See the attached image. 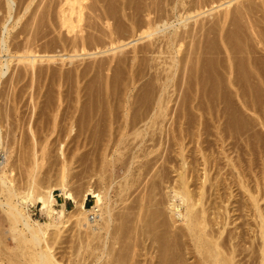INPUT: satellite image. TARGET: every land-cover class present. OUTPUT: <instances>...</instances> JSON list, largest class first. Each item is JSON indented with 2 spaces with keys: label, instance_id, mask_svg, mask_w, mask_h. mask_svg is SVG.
<instances>
[{
  "label": "bare ground",
  "instance_id": "obj_1",
  "mask_svg": "<svg viewBox=\"0 0 264 264\" xmlns=\"http://www.w3.org/2000/svg\"><path fill=\"white\" fill-rule=\"evenodd\" d=\"M5 1L7 2V12L6 13H8V16H7V19L5 21L2 20L4 22V25H3L4 29H3V32L2 31L0 32L1 33V36H0V80L3 77L6 78L5 75L8 73L12 64L15 61L17 62L15 64L22 63L25 66V69L27 68V72H32V75H31V77H32L34 75V73L37 74V71H38L37 66L41 67L40 64L39 65H37V64L42 62V61L46 60L47 65H48L50 62L57 61L60 57H61L60 58L61 60H59V61L61 63L62 60L65 61V60L70 59L71 61H73L72 59H74V57L76 58L77 56H78V58H80L81 56L83 57V55L84 56L86 55V57H87L89 55L90 56L94 55V54L96 55L98 53H104V55H105V53L111 52V51L112 52H116L118 50L122 51L127 46H129L131 44L134 46L138 43V41H142V40H145V41L148 40V42H146L147 43L146 47H143L144 51L152 53V51H154V48H156V47L161 48V50L159 52L168 53L170 60L169 61L167 60L168 59V55H167V59L165 58L166 62H163V64L165 63L164 64L166 66L165 68L160 63V65L164 68L166 75L156 77L157 79L162 81L161 89H159L161 92H160V95L158 97V100L153 98L154 100L157 101L156 104H149V103L148 104H140L139 103L138 107L137 106L134 107L133 104L135 102L131 104V102H133V101H131L130 104L129 103L127 104V102L130 101V99L129 100L127 99L128 101L127 102L125 101L126 102L125 103L123 101V98H122L123 104H120L121 107H120V105H118L119 103L114 104V105L117 104L118 108L120 107L121 110L119 112L114 113V111H117L116 110L117 105H116L115 109H113V107H111V108L109 107L111 109L109 112L111 115L109 114V117L107 116L109 119H111L110 120L111 122H110L107 118V120L110 122L109 125L107 123L108 121L105 122L106 116L104 117V115H103L104 111L102 112L100 109L102 107L103 103L101 104V102H100L101 105L97 104L98 107L91 108L94 105L93 104L89 108L91 110L89 112L90 116H87L88 121L86 120V123L88 124V127H86L87 129H83L81 131L80 130L81 127H80L79 128L80 132L78 131L79 134H77L75 132L77 134V136L80 139L83 138V140H85V142L88 139L92 140V138L93 139L95 138V140H97L96 137H98V138L100 137L102 145H100L99 143H97V144L100 145L98 147L99 149L102 146L101 150L103 149V146H104V144L102 143L103 138L105 139V137H107V139H108V140L106 139L107 144L105 143L106 145L103 149V152L99 151L97 149V147L95 146L97 151H99L103 154V156L100 155V157L101 156L103 157V160L101 159L102 165L100 164L99 167H97L100 169L98 171H96L97 169L94 168L96 171L94 175H96L98 177V182L96 180L95 181L98 183L99 189L93 186V184H92L93 182L91 183L92 185H89V187H87L86 185H88V184H86V185H84V186H86V189H85L83 195L81 197H78L74 193V191L71 189V179H70L69 166L68 165H65L64 170L61 173H59L58 177L55 176V178L56 177L58 178L57 181H56V179H53L52 174H51L52 177H51V175H50V177L47 175L48 176L47 179L50 178L48 181L44 180V179L43 180L40 179L38 177V175H39L38 171L41 167V162L43 161L42 159H44L41 157L44 156L45 147H43V150L41 152L42 156L39 154V151H37L36 148L33 147V149H32L33 153L31 152L32 155L30 154L32 156L31 165L30 166L28 164L26 165L27 166L26 167L27 168L26 173L28 175L26 176V180L23 181V184H21V183H19L20 181L17 182V179L14 175V169L12 168V164L10 163V156H8L9 153L7 151L8 154H6L5 161L0 162V194H2V196L4 197V201H2V202L0 201V202L3 206V208L6 207L5 208L6 215H7L8 220L10 221V227H9V230H10L9 232L11 233L10 236L12 235L13 239L16 241L17 247H16V249L13 248V250H10L12 253L9 251L10 252L9 255L7 254L8 252L7 253H5V251L3 252L4 247L1 248L2 250L0 251V256H2L5 253L7 255V258L9 259L8 262H10V261H12V263H14V262L18 263L19 262V264H64L65 262H63V261L60 262L57 259V257H56L57 252L54 250V248H56V246H54V244L57 243L60 238H62L63 233L65 232V227L67 226V224L69 222L74 221L75 226H76L77 231H78V234L80 235L79 236L80 242H78L79 243L78 256L79 255L81 256V257L79 256L81 264H85L89 258L92 261V262L90 261L91 262L90 264H189V261H188L189 258L187 259V257H186L188 255V251H189V249H187V248H190L192 246H193V248H190V249H193L194 253H196V255L194 254L193 257H195V260H197V264H241L243 259H240L239 256L242 255L245 251H248V253L246 255L249 257L248 260H245V262H246L245 264H264V208L261 207V205H260V199L258 198L259 194L257 193L259 191L261 185H259V187L258 186L254 187V184H253V182H254L253 179L255 178V177H253L254 176L253 175L254 174V160L258 157L254 158L256 153L254 154L253 152H251L252 153L251 154V153H249L250 152V150H249L248 153L251 154L252 156H250V159L245 164L246 167H244V165L241 166L242 161L240 160L238 155L236 156L237 158L232 157L233 155L229 156V154H228L229 152L227 153L225 151L226 150L225 149V143L227 141H226V138L224 137V135H226L227 133L223 134V132L225 131V129L228 130L227 128H229L231 125L230 121H233V120H230V121L224 120L221 122L220 117H219V121H217L218 120V117H217L216 118L217 124H213V127L215 126L214 129L216 130L215 132H216V136H217V138H215V140L217 139L218 144L221 143V146L223 149V152H222L223 156L221 157V159L218 158L219 156L217 157V156L213 155L210 158V155H208V156L206 155V153L204 152L205 148L207 150H209L208 149L209 147L207 148L205 146V148H204L203 143H202L204 141H202V142L200 141V143H199L200 149H199V147L197 149V150H199L200 158L194 159L193 155H191L190 153L188 154V151H189L188 148H190V147H188L189 142L188 143L186 142V141H190V140H188L189 138L186 139L188 136L187 137H185V135L181 136L180 133H179V135L174 134V132L176 133L177 130H176V127H174V128L172 127L173 124L171 125L172 128L169 127V131H168L171 134V136L169 137V141L171 144L168 145V147L171 149H172V147H174V149H172L171 151H174L175 153H173V154H175L176 156L173 157L174 156L173 155L171 157L170 156L171 154L169 155L170 151H168L169 148H168V150L166 149L168 153H166V155H165L164 162L163 163L161 162L162 165H160V163H159V160L161 157L155 156L156 151L158 149L157 147H159L158 145H161V138L163 136V134H161V133L164 131V128H165L164 120L168 119L167 116L170 115L169 112L171 111V110H168L169 109L168 104H169V101H171V99L168 98L170 100L167 101V97H164L163 95L172 86V82H173V84L175 83L174 84L175 86H178L176 84V82H174V81H175L176 77L178 78V75H180V73L183 76L182 84L184 83V86L186 87V89H187V87L188 88L190 87L194 91V97H193V99H191L192 100L191 103L194 102V104L190 103V105H191V108L195 111V113H194V115H192L193 119L189 118L188 121L191 119L190 122H192V126L196 128V132H194V133L196 134L198 141L203 139L204 128H203V130L201 129V124L203 123V120L206 121L205 120L206 118L205 119H203V118L207 114V112H205L204 108H206L205 106H209L208 104L207 105L205 104V103H207L206 92L208 90H213V91H217V92L227 90L230 93V95H232L234 97H237V96L240 97L241 96L240 92L242 89H247V88L250 89L253 87H260L261 89L264 88V79H261V76H262L261 74L263 72L260 74L261 69H259L255 63L257 61L256 59H260V58L264 59V57H263L264 53L261 56H260V54L257 53L260 51V50H258L259 46L257 48L255 47L254 50H250L251 46L247 49V47L249 45L247 47L243 46L244 44H246L243 41L244 44L241 43V45H242V47H245L246 49L244 48L245 54L242 55L244 50L242 49V53H239V51L241 49L239 50V48H238V47H240V45L238 46V39H236V41H237L236 43L234 42L235 41L234 37L238 33V29L236 28L237 33L234 35L232 34L233 33L232 30L230 31V34H232V37L230 36L229 30H228L231 27V26L229 27L228 22L230 21L229 24L230 23L232 24V20H234L233 18L237 12H239L240 16H244L245 14L246 15L248 14L247 15L249 17L248 20L250 19L251 16H249V12L250 11L253 12L251 9V6L253 5L252 4L253 1L248 0L246 2H243L240 0H163L164 5L162 6V3H161V6H160L161 1L158 2L155 0H144L142 2H144L145 5L142 7V6H138L139 5L138 4V5H136V6H138L137 8H139V7H141V8L135 9L136 6L134 7L133 5H135V3L138 0H49V2L51 4L52 3L53 4L55 3V4L49 5L48 8L46 7L45 12L44 11H41V12H44L46 14V16L44 15V17H48V20H49L48 25H50V21H51V23H53L52 25L54 26L55 31H57V33H58V35H57L58 40L56 42H58L59 45L61 44L60 47L63 48L61 50H58V49L54 50L56 52L54 54L47 53V52H50V50L49 51L44 50L45 54H41V51H39L37 48L38 44L36 45L37 41L35 39H36L37 35H35V36L31 35L30 36L29 32H28V35H26V33H27L26 31H28L29 28L32 29L34 27L33 26L34 24L32 25V28H31V26L29 27V24L31 25V23H33L34 20H36L37 16H38V18L41 17V15H38V12L40 10L38 12H36V10H35V12H36V13L34 12L35 15L32 13H29V14L34 15L33 16L34 18L32 17L34 19L33 22H31L29 24L21 23L23 21V18L30 16V15L29 16H26V15H28L27 13L32 8V5L34 4V2L36 0H28V3L26 2L27 4H25L24 8L22 9V10H24V12L21 14L18 13L20 15H18V17L16 16L17 17L16 20L12 19L15 22L12 25L10 24L11 26L7 25V24H9L7 22L10 21L11 18H13L12 13H14V11H16L13 9V6H14L15 1H17V0H5ZM235 1H237V2L240 1V3H239L238 7H237L238 3H237V5L235 3L237 8L234 10L232 8V4ZM142 2H140V3H142ZM22 3H23V1H22ZM144 3H142V4H144ZM2 4H4V3H2ZM41 5L43 7L42 2H41ZM41 5H39V8ZM21 6H17V7H21ZM44 6H45V4H44ZM0 7H2V5ZM3 7H5V6H3ZM17 7H16V9H17ZM1 9H3V8H1ZM19 9H21V8H19ZM218 10H222V11H219L220 14H218L219 13V12H217ZM0 11L2 12L3 10H0ZM213 11L217 12V14L214 13V14H216V17L211 21L204 19L207 21L206 23H204L202 17L206 16L207 14L208 15L213 14ZM256 12H255V14H256ZM40 14H42V13H40ZM208 15H207V17H209ZM120 16L122 18H124L125 20H127L129 22V24H126L127 21L125 22L124 20L121 23H117V20L120 18ZM3 17H6V16H3ZM42 17H43V14H42ZM200 18H202V19L199 21ZM212 18H213V16H212ZM256 18H257V16H256ZM40 19H42V18H40ZM209 19H211V17ZM260 19H261V17H260ZM97 20L101 21V23L103 22L102 24L105 25L104 26L105 29H103V30L101 28L99 29V27H101L103 25L100 22H99L100 24L97 23L96 22ZM190 20L193 21V22L191 21L193 23L192 25L190 24L191 23ZM252 20L249 23H251ZM40 21H42V20H40ZM46 21H47V19H46ZM87 21L90 22L89 27L93 28L92 30L101 31L100 33L102 35L101 34H95L94 32H91V31L88 32L87 31L88 29H86L88 27L87 26L88 23H86ZM208 21L210 23L209 25H208ZM26 22H28V21H26ZM26 22H24V23H26ZM236 22H239V21H236ZM254 22H256V21H253L252 23H254ZM261 22H263V21H261ZM20 23H21V25L22 24L23 25L21 26ZM36 23L37 22H35V24ZM233 24L235 25V23H233ZM251 24H249L250 30H251L250 32H252L253 36L258 37L259 35L255 34V32L257 33V31H256L257 29L254 28L257 26V24L254 23L256 26L254 24H252V25H254V26H252ZM226 25H228V26L226 27ZM236 25H238V24L236 23ZM246 25H245V27H246ZM19 26L23 27L22 30H20V28H17ZM26 26H28V28ZM51 27L52 26L50 25V28ZM16 28L18 29V33H17L18 36H20L19 34L23 35V32H25V35H26L25 43H21L19 41H13L12 35H16V34L15 33L13 34L12 32H13V30H16ZM36 28H38V27H36ZM48 28H49V26H48ZM238 28H239V25H238ZM244 28L242 29V33L244 32L243 31ZM51 29H53V28H51ZM45 30H46V27H45ZM261 30H263V28ZM38 31L40 33V30H38ZM38 31H36V32H38ZM41 31H42V29H41ZM46 33H47V35L49 34L48 32H46ZM245 34H246V32H245ZM10 35L12 36V39L10 38L11 37ZM47 35L45 34L44 36L46 37ZM238 35H239V33H238ZM243 35H241V37ZM250 35H251V33H250ZM16 36H14V40H17V39L19 40V38L22 37V36H20L19 38L18 37L16 38ZM40 36H42V35H40ZM44 36L42 37V39L44 38ZM52 36L53 35H51V37ZM257 37H252V38L258 39V42H256L257 40H255V39H253V40H255V43L257 45H260V46L262 45L260 47V49H262V51L264 52V39H263V37H258V38ZM232 38L234 41L232 40ZM252 38H249V41L252 40ZM10 39H11V41H10ZM37 40H38V38H37ZM49 40H50V38H49ZM54 40H55V38H54ZM249 41H247V44L249 43ZM144 42L142 41V43H144ZM46 44L48 46V42ZM252 46H254V44ZM242 47H240V48H242ZM39 48H40V50H42L41 47H39ZM136 48H137V46H136ZM136 48L134 47V49H136ZM138 48H141V47H138ZM91 49H95V50H93V52H92ZM127 49H128V47H127ZM251 49H253V48H251ZM89 50H90V52H88ZM139 50L140 49H138L137 52L135 51V53L138 54ZM141 51H142V48H141ZM156 51H158V50H156ZM57 52H61V54H59V53L57 54ZM62 52H64V53H62ZM122 52H125V51H122ZM238 53L241 56H239ZM107 55H110V54H107ZM162 55H164V54H162ZM99 56H101V55H99ZM159 57H161V56H159ZM159 57H158V59H159ZM111 59H113V58H111ZM120 59L121 58L119 57L117 62L118 61L122 62V60H120ZM154 59H156V58L154 57ZM213 59L216 60V63L214 62ZM81 60H82V58H81ZM107 60H106V63L105 64L103 63L104 65L102 64V65H100V67L101 66H108V65H109L108 67H110V64L114 60H110V61H107ZM260 61H262V60L260 59ZM97 62H96V65H97ZM140 62H142V61H140ZM43 63H45V62H43ZM43 63H41V64H43ZM122 63H124V62H122ZM138 63H139V60H138ZM94 64L95 63H92L93 66H95ZM151 64H152V62H151ZM119 65H120V63H119ZM127 65H129L128 60H127ZM135 65H136V63H135ZM135 65H133V66H135ZM59 66H60V64H59ZM88 66H90V65H88ZM148 66H146V67H148ZM49 67H47V68H49ZM76 67H77V65H76ZM150 67H152V66H150ZM20 68L22 69V67H20ZM44 68H43V70H44ZM89 68H87V69H89ZM101 68H99V69H101ZM131 68H132V66H131ZM143 68H144V66H143ZM155 68H151V69H155ZM74 69H76V68H74ZM97 69L98 68H96L95 70H97ZM23 70H24V68H23ZM76 70H75V72H76ZM137 70H139V69L137 68ZM147 70H149V69H147ZM45 71H46V68H45ZM53 71L57 72V70H54V69H53ZM90 71L92 72V69H90ZM164 71H162V72H164ZM16 72H18V71H16ZM19 72H21V71H19ZM24 72H26V70H24ZM42 72H44V71H42ZM69 72H70V70H69ZM77 72H80V71H77ZM21 73H23V71ZM64 73L66 74V72H64ZM76 73H74V74H76ZM86 73H87V71H86ZM98 73H101V72H98ZM125 73L126 72H124V74ZM145 73H146V71H145ZM25 74H24V76H25ZM72 74H70V75H72ZM93 74L90 73V76L92 75V77H93ZM147 74H149V73H147ZM8 75H11V74H8ZM17 75L19 76V74H17ZM41 75H43V73H41ZM48 75H49V73H48ZM62 75H63V73H62ZM86 75L84 76L85 78H86ZM128 75L129 74H127V77H128ZM158 75H160V74H158ZM59 76H61V75H59ZM184 76H186V77L184 78ZM21 77L19 79H21ZM43 77H44V75H43ZM95 77H96V79H98L97 76H95ZM26 78H27V76H26ZM26 78H25V80H26ZM52 78H53V76H52ZM54 78H55V76H54ZM71 78H73V77H71ZM94 78H93V82L95 81ZM129 78H130V76H129ZM153 78H155V76ZM16 79L18 80V78H16ZM39 79H40V77H39ZM115 79H117V78H115ZM118 79H120V78H118ZM123 79H125V77H123ZM35 80L36 79H34V81ZM108 80H109V78H108ZM135 80L133 79L132 83H134ZM181 80H182V78L180 79V81ZM18 81L21 82L20 80H18ZM26 81L30 82L28 80H26ZM101 81H99V82H101ZM155 81H157V80H155ZM6 82H8V80ZM22 82H24V80ZM37 82L38 81H36V83ZM54 82H56V81H54ZM60 82H62V81H60ZM4 83H5V81H4ZM13 83L15 84V82H13ZM16 83H17V81H16ZM30 83H32V82H30ZM69 83H71V82L69 81ZM129 83H130V81H129ZM178 83L180 84L181 82H178ZM56 84L58 85V83H56ZM56 84H55V86H56ZM67 84H66V86L69 85V84L68 85ZM101 84H102V82H101ZM142 84H145V83H142ZM152 84H151V86H152ZM157 84H159V83H157ZM99 85H100V83H99ZM125 85H126V83H125ZM129 85L130 84H128V86ZM84 86H80V87H84ZM95 86H96V84H95ZM147 86H145V87H147ZM47 87H48V85H47ZM52 87H51V89H52ZM64 87H65V85H64ZM69 87H72V86L70 85ZM118 87H117V90L119 89ZM125 87L126 86H124V88ZM18 88L20 89V87H18ZM22 88H24V86ZM95 88L96 87H94V89ZM101 88H103V87H101ZM129 88L130 87H126L125 90L126 89L128 90ZM153 88H155V86ZM179 88H183V87L181 86ZM73 89H75V88H73ZM113 89H112V91H113ZM136 89H138V88H136ZM97 90L98 89H96V91ZM107 90H109V89H107ZM144 90L146 92V88ZM152 90H154V89H152ZM181 90L183 91V89H181ZM29 91H31V90H29ZM44 91H45V89H44ZM62 91H61V94H62ZM243 91H242V93H243ZM51 92H53V91H51ZM77 92H78V88H77ZM91 92H92V90H91ZM125 92H126L125 95L131 94V93H128L127 91H125ZM140 92H141V90H140ZM153 92H155V91H153ZM190 92H191V90H190ZM14 93H16V92H14ZM106 93H108V92H106ZM110 93H113V92L110 91ZM134 93H136V92H134ZM166 93H168V92H166ZM179 93H180V91H179ZM54 94H56L55 91H54ZM157 94H159V93L157 92ZM184 94L185 93H183V97H185ZM220 94L222 95V93H220ZM256 94H255V96H256ZM26 95L27 94H25V96ZM57 95H59V94H57ZM74 95H76V94H74ZM77 95H78V93H77ZM98 95H99V93H98ZM103 95H104V92H103ZM22 96L23 95H21V97ZM232 96L230 97L231 99L233 98ZM39 97L40 96H38V98ZM92 97H93V95H92ZM119 97H121V96H119ZM132 97H134V96H132ZM150 97H152V96H150ZM219 97H221V96H219ZM219 97L217 98V100L219 99ZM251 97H253V96H251ZM41 98L43 99V97H41ZM69 98H70V96H69ZM73 98H75V97L73 96ZM191 98H192V96H191ZM207 98H208V96H207ZM254 98H256V97H254ZM29 99H30V97H29ZM50 99H51V97H50ZM56 99H58V98H56ZM67 99H68V97H67ZM93 99H95V98L93 97ZM109 99H111V98H109ZM153 99H151V101ZM210 99H212V98H210ZM261 99H264V98H261ZM19 100H20V98H19ZM23 100H24V98H23ZM34 100H35V98H34ZM36 100H37V98H36ZM58 100H56V101H58ZM74 100H76V99H74ZM77 100H78V98H77ZM99 100H101V99H99ZM99 100H98V102H99ZM146 100H148V98ZM174 100H175V98L173 99V101ZM217 100H215V101H217ZM45 101H47V100H45ZM95 101H97V100H95ZM134 101H135V98H134ZM231 101L234 102V100H231ZM16 102H17V99H16ZM113 102H115V100ZM119 102H121V101H119ZM146 102L147 101H145V103ZM221 102H220V100H218V103L221 104ZM240 102H241V100H240ZM242 102H243V105L247 109H251V110L253 109L251 104H247L245 100L242 99ZM11 103L12 102H10V104ZM60 103L57 106L54 105V106H56L55 109L57 108L56 113H53L54 122L58 119V116L60 114L59 111H61L58 109H60L64 105H66V102L63 105ZM217 104H216V106H218L217 112H219V113H216V114H217V116H219V115L222 116L221 114L226 113L223 111V110H225L226 107L224 109H222L221 105L220 104L217 105ZM43 105H45V104L43 103ZM52 105L48 104L49 107L51 106V108L53 107V109H54V106H52ZM68 105H69V103H68ZM70 105H71V103H70ZM81 105L83 107H86V104L85 105L84 104H78V102H77V104H76L77 112L84 110V108H83V110L82 109L78 110V109H80ZM111 105L114 106L112 104V102H111ZM135 105H137V104H135ZM213 105H215V104H213ZM256 105H258V104H256ZM2 106H3V104H2ZM37 106H39V105H37ZM94 106H96V105H94ZM233 106H231V107L234 108ZM235 106L237 107V105H235ZM16 107H17V105H16ZM19 107H21V106L19 105ZM45 107H46V105H45ZM180 107H181V105H180ZM11 108H10V110H11ZM51 108H48V111ZM72 108H74V106ZM170 108H172V106ZM0 109H1V107H0ZM13 109H14V107H13ZM55 109H54V111H55ZM61 109L62 110L64 109V111H65L64 107H62ZM105 109H106V107H105ZM107 109H106V112H107ZM177 109H178V107H177ZM237 109H239V108H237ZM19 110H20V108H19ZM102 110H104V109H102ZM14 111H11V112H14ZM37 111L39 112L40 110H37ZM18 112H16V113H18ZM75 112H76V110L72 111L70 113V115L67 114L69 117L68 119L71 120L70 121L71 126H70L69 130H67V134L64 132L63 133L68 138L72 137L71 136V134H72L71 127L76 123V121L78 119V118L75 119L76 121L74 120V116L76 114H78V113L75 114ZM99 112H102L103 114L99 113ZM33 113H35V112H33ZM63 113H61V114H63ZM83 113H86V112H83ZM229 113L232 114V112H229ZM229 113H226V114L228 115ZM244 113H245V111H244ZM1 114L2 113L0 112V155L2 153V149L5 148L4 145L2 144V142L6 140V139H4L5 138V135L3 133L4 130H2V126L4 124H2L3 122H2L1 117L3 114L2 115ZM51 114H50V116H51ZM61 114H60V116L62 117ZM230 114H229V116H230ZM249 114H251V113H249ZM19 115L20 114H18V116ZM87 115H88V113H87ZM243 115H241V116H243ZM10 116H11V114H10ZM37 116H35V117H37ZM172 116H173V114H172ZM182 116H183V113H182ZM214 116L216 117L215 114H214ZM14 117H13V119H14ZM19 117H21V116H19ZM44 117H46V116H44ZM184 117H185V115H184ZM261 117H263V116H261ZM75 118H76V116H75ZM84 118H85V116H84ZM226 118H227V116H226ZM263 118L261 120V123L264 126V119ZM49 119H51V117H49ZM256 119H258V117ZM59 120H57V121H59ZM213 120H215V118H213ZM235 120L236 119H234V121ZM242 120H243V118H242ZM258 120H255V121H258ZM73 121H75V122H73ZM181 121H183V119ZM238 121H240V120H238ZM39 122H41V121H39ZM63 122H65V121H63ZM78 122H80V121H78ZM252 122H253V120H252ZM84 123L85 122H83L82 124H84ZM102 123L103 124L106 123V124H104V127L106 125L107 129L105 130V128L102 126L105 131L103 130L102 132H99L96 130V128L99 127ZM173 123H176L175 120H173ZM247 123H245V124H247ZM22 124H23V122H22ZM37 125H38V123H37ZM177 125H179V123ZM208 125H211V124H208ZM85 126H87V125H85ZM190 126H191V123H190ZM29 127L30 128H28V129H30V132L28 131L29 134L28 133H26V134H28L31 137L30 139L33 142H37L39 140V138L41 139V137L44 139H47V140L50 139L52 136H54V133L56 130V129H53V130L47 131V129H48V126H47V129L40 133V131L37 132L39 130V128L37 131H35L34 130L35 127H34V129H33V126H29ZM18 128H19V126H18ZM209 128H211V127H209ZM209 128H207V129H209ZM260 128H261V125H260ZM42 129H44V128H42ZM16 130H17V128H16ZM158 130L160 131V133L158 132ZM230 130H231V127H230ZM24 131H26V130H24ZM24 131H22V132H24ZM57 131L58 132L56 133L57 134L56 137H58V136L65 137L62 132H60L59 130H57ZM211 131L212 132L210 134L214 133L213 129ZM22 132L20 134H22ZM166 132H167V130H166ZM11 133H13V132H11ZM183 133H185V132L183 131ZM231 133H232V131H231ZM237 134H236V137H237ZM243 134L245 136V133H243ZM12 135H14V133ZM261 135H263V134H261ZM77 136H76V138H78ZM234 136L235 135H232L231 137L234 138ZM12 137L17 139L15 137V135ZM21 137H24V134H22ZM73 137H74V134H73ZM193 137H194V134H193ZM254 137H256V136H254ZM9 139H10V137H9ZM18 139H19V135H18ZM22 139H24V138H22ZM146 139L148 141H150L149 142L150 145L148 143H147L148 145L145 143ZM185 139H186V141H185ZM211 140L213 141V139H211ZM98 141H100V140L98 139ZM205 141H206V139H205ZM210 141H208V142L206 141V142L209 144V146L210 145L212 146V144H211L212 141L211 142ZM244 141H246V140H244ZM249 141H251V140H249ZM85 142H82V143L85 144ZM194 142H195V140H194ZM213 142H215V141H213ZM235 143H237V142H235ZM77 144H79V143L77 142ZM132 144L134 145V147L132 146L131 153L130 152L128 153L126 151L127 154H130L128 156V159L124 158L125 157L124 155L126 152L123 154V150H126L128 148V146H131ZM233 144L234 143H232V145ZM82 145L83 144H81L82 148L86 146V145H84V146H82ZM232 145H230V146H232ZM237 145H235L236 148H237ZM245 145H246V143H245ZM260 145H262V144H260ZM88 146H89V144H88ZM175 146H176V148H175ZM213 146L215 147L214 143H213ZM246 146H245V148H246ZM249 147H247V148H249ZM255 147H257V146L255 145ZM78 148L80 149V147H78ZM251 148L253 149V147H251ZM222 149H220V150H222ZM93 150L95 151V149H93ZM191 150H193V149H191ZM245 150H243V151H245ZM232 151H233V149H232ZM196 152H198V151H196ZM209 152H210V150H209ZM80 153H81V150H80ZM118 153H119V156H118ZM216 153H217V151H216ZM220 153H219V155H221ZM253 154H254V156H253ZM82 155L83 154H81L79 156H82ZM94 155L97 156V153ZM120 155H122V156L120 157ZM189 155H191L193 157L190 158ZM217 155H218V153H217ZM122 157L126 160H124ZM86 158H87V156H86ZM97 158H96V161L91 160L92 164L94 166L96 165L97 162H99V160L97 161ZM122 159H123V163H121V165L123 168L126 169L127 176L124 174L126 176V180H122L125 182L124 184L121 183V185H123L122 187L120 186V188H122V190L121 189L119 190V188H118L119 186H117V188H118L117 194L119 191H121V193H119L121 196L123 191H125L124 197L127 193V195L130 194V197L132 198V195L135 192V188L137 189V186L139 187L140 185H142V183L145 182V185L143 187L144 189H142L141 193L139 191V193H140V194H138L139 196L133 197L131 199L129 196L126 195V197H128L129 199L132 200V201L130 200L131 202H129L130 205L127 204V205H129V208L127 206V210H126V211H128L129 209L131 210L130 214L128 211L129 220L131 221V224L129 223L130 228H131L132 224L134 225V228H131L132 231L134 230V232H133L134 234H133V236H131L132 238H134V243H132L131 247L129 248L131 250H129V249L126 250V249L129 246V242L127 243V240H129V239H127V238L130 237L129 235L132 234V231H131V233L128 232V233H130V234H128V233H126V231L122 230L128 224V223L124 222V218H125V220H128V219H126V217L128 218V214H127V216H126V213L122 215V216H124V217H122L123 220L120 218L124 222V223L122 222L124 225L121 224L123 227H121L119 225V227L122 228V229L120 228L121 231L118 228L119 231L117 230V231L113 232L114 228L112 227V223L114 222V217H117V214H116V216H114L115 215L113 212L114 207H112V204H111L112 203L111 202L112 196L110 197V194H112V193H109L110 185L107 183V178L105 175V174H107V173H105L107 171V170L105 171V169L110 168V167L111 168L114 167V165H116V163L118 161L120 162V160H122ZM218 159H220V161ZM80 160L83 161V156H82V159H80ZM221 160H223V161L227 160V161H225V163L227 162L226 165L228 164V166H230L228 170L231 169L230 172H232L231 180H229L230 182H228V183H226L228 181L227 180L228 178H225V180H227V181H225L223 178H221L224 176V175H222L223 172H221V168H220ZM243 160H245V159H243ZM82 161H80V162L82 163ZM195 161L197 162L198 165L195 164L196 163ZM86 162H88V161H86ZM42 163H44V162H42ZM158 163L160 166H158ZM257 163H259V162H257ZM83 165H85V164H83ZM167 165L169 167L171 166V169H173L172 171L174 172V174L176 173L174 175V177L169 176V175L172 176V174H171L172 171H171V173H169ZM228 166H225V167H228ZM247 167H248V169H247L248 171H246V170L244 171L243 169H245ZM258 168H260V167H258ZM220 174L222 175L221 177H220ZM112 175H109V176H112ZM118 175H121V174H117V176ZM107 176H108V174H107ZM125 176H124V178H125ZM262 176H263V174H262ZM114 177L116 180L117 179L116 176H114ZM233 177H234V179H233ZM112 179H113V177H112ZM91 180H93V179H91ZM110 180H111V178H110ZM108 182L110 183L109 180H108ZM18 183L21 185H19ZM113 184H115V182H113ZM233 184H234V187L236 184L237 188L239 186V188L244 189L248 195V198L247 199L245 198L246 202H245L244 206H243V204L241 205L243 207V209L246 207L245 209H247V213L250 212L249 216L252 218V222H251V220H249L250 222L248 223V225H249V228H247V231L249 230L248 232L241 230L240 232L237 233L236 232L237 229L235 230V232H232L231 230H229V232H228V229H227L228 220H230L231 217L233 218V216L231 215V212L233 213V212H236L237 210L238 211L241 210L242 207L240 206V204L244 200L243 199L240 204L238 203V200H236V201L231 200L232 198H234V199L237 198L236 194H235L236 193L235 190H237V189H234V187H232ZM56 188H58L60 190V197L63 196V198H64V201L62 202V208L60 211H58L55 208V198H56L55 189ZM162 190H163V192H165L164 194L166 196L165 197L163 195V192H162V195L164 196L163 198H166L164 200H163V198L160 197ZM259 193L261 194V191ZM238 194H237V196H238ZM89 196H92L93 198L96 199V203L91 205V207L86 206V201H87ZM128 198H125V200ZM241 199L242 198H240V200ZM67 200L72 201V207L71 208H69L67 206ZM36 202L41 203V205H42L41 210H43L48 216V219L44 222L39 221V220H35L30 213L29 204L30 203L34 204ZM236 203L239 204V206H236L235 205ZM232 204H234L235 206ZM115 205H116V203H115ZM182 206L185 208V210H182ZM115 209H116V206H115ZM134 209H139L138 214L136 213V211L133 212ZM143 210H144V213H142ZM166 210L168 212L170 211L174 215L177 213V215L179 217H182V222H183L182 224L183 225L180 224L181 225L180 226L178 224L179 226L176 227L177 225H174V223H176V222L171 224L172 223L171 221L174 220L175 216L173 214L170 215L169 214L170 212L167 213ZM120 211H122V210H120ZM117 212H119V211H117ZM117 212H115V213H117ZM134 213H136V214L134 215ZM55 214H57V216ZM243 215H244V212H243ZM118 217L115 218V220L116 219L120 220V219H118ZM239 217H240V215H239ZM139 223H140V225H139ZM129 224H128V226H129ZM116 226L117 225H115V227ZM116 228H115V230H116ZM124 230H126V228ZM225 231H227V233H228V234L226 233L227 235H225ZM119 232H124L125 234L123 233V235H122V233H119ZM249 232L251 234L254 233L252 235L250 234L254 238H252L251 241L250 240L248 241V242H250V244L248 243L249 246L247 245L248 248L247 247L242 248L245 245V244H242V242L243 241L246 242L245 234H249ZM126 234H127V236H125ZM137 235H138V238H136ZM250 235H248L249 238H251ZM12 237H11V239H12ZM256 240H258V241H256ZM124 243H126V244H124ZM0 244H3L1 240H0ZM123 245L124 246L126 245V247L123 248ZM188 245H190V247H187ZM186 249L188 251H186ZM7 250H9V249L7 248ZM139 250H140V252H138ZM191 251L189 252V256H190ZM86 254H88V256H86ZM6 255H3V256H6ZM191 257H192V254H191ZM196 257H198V259H196ZM1 258H0V260H1ZM17 259H19V260H17ZM3 262L4 261L2 260V262L0 264H4ZM193 264H196L195 261H193Z\"/></svg>",
  "mask_w": 264,
  "mask_h": 264
},
{
  "label": "rangeland",
  "instance_id": "obj_2",
  "mask_svg": "<svg viewBox=\"0 0 264 264\" xmlns=\"http://www.w3.org/2000/svg\"><path fill=\"white\" fill-rule=\"evenodd\" d=\"M2 1V2H1ZM21 3H20V2ZM22 1H23V3H22ZM139 1V2H138ZM136 3H135V5H133L134 7L136 6V5H138V6H144L145 5V3L144 2H142V1H144V0H138ZM155 1H158V2H160V6H161V3H162V6L164 5L163 3H164V1L163 0H155ZM163 1V2H162ZM240 1H243V2H246V1H248V0H240ZM240 1H235L233 4H232V8L235 10L238 6H239V3H240ZM251 1H253L252 2V6H251V9H252V11L253 12H249V16H251L250 17V19L252 20V22L253 21H256V22H254V23H256L257 24V26L254 24V23H252V24H254L256 27H254L255 29H257L256 31H257V33L255 32V34L256 35H259L258 37H263V39H264V0H251ZM263 1V2H262ZM28 3V0L26 1V0H17V1H15V3H14V6H13V9L14 10H16V11H14V13H12V17L13 18H11L10 19V21H8L7 23H9V24H7V25H9V26H11L15 21L14 20H16V18L18 17V15H20L21 13H23L24 12V10H22L23 8H24V6H25V4H27ZM41 2H42V4H43V7H42V5H41ZM140 2H142V3H144V4H142V3H140ZM261 2V3H260ZM2 3H4V4H2ZM108 3V2H107ZM235 3H236V5H237V3H238V5H237V7H236V5H235ZM0 4L2 5V7H0V10H3L2 12L0 11V32L2 31L3 32V25H4V22L3 21H5L6 19H7V16H8V13H6L7 12V2L5 1V0H0ZM24 4V5H23ZM44 4H45V6H44ZM55 4V3H54ZM53 3L51 4L50 2H49V0H36L35 2H34V4L32 5V8L29 10V12L27 13L28 15H26V16H29V17H26V18H23V21L24 22H26V21H28V22H26V23H24L23 21L21 22V23H23V24H29V23H31V22H33V16L35 15L34 14V12H35V10H36V12H38L39 10V12H38V15H41V17H39L38 18V16H37V18H36V20H34V22L33 23H31V25L29 24V27L31 26V28H32V25L35 27H33L32 29H28V31H26L27 33H26V35H28V32L30 33V36L32 35V36H35V35H37V37H36V41H37V43H36V45L38 46L37 48H38V50L39 51H41V54H45V51L44 50H50V52H47V53H50V54H54V53H56L54 50H56V49H58V50H61V49H63L62 47H60V45H59V43L58 42H56L58 39H57V35H58V33H57V31H55V28H54V26L52 25L53 23H51V21H50V25L52 26L51 28H53V29H51L50 28V25H48L49 23V20H48V17H44V15L46 16V14L44 13L45 12V10H46V7L48 8V6L49 5H54ZM0 5V6H1ZM22 5V6H21ZM39 5H41L40 6V8H39ZM47 5V6H46ZM3 6H5V7H3ZM17 6H21V7H17ZM138 6H136L135 7V9H139V8H141V7H139V8H137ZM16 7H17V9H16ZM35 7V8H34ZM235 7V8H234ZM255 7V8H254ZM257 7V8H256ZM262 9H261V8ZM1 8H3V9H1ZM5 8V9H4ZM19 8H21V9H19ZM38 10H37V9ZM45 8V9H44ZM254 8V9H253ZM259 8V9H258ZM261 9V10H260ZM118 10V9H117ZM223 10V9H222ZM222 10H218L217 12H219V11H222ZM257 12H256V11ZM21 11V12H20ZM41 11H44V12H41ZM261 11V12H260ZM5 14H4V13ZM35 12V13H36ZM89 12V11H88ZM217 12L216 11H213V14H207L209 17H207V15L206 16H204V17H202L203 18V21H204V23H206L207 21L206 20H209V21H211V20H213L215 17H216V14H217ZM237 12V11H236ZM255 12H256V14H255ZM18 13H20V14H18ZM29 13H32V14H34V15H32V14H29ZM40 13H42L43 14V17H42V14H40ZM212 13V12H211ZM214 13H216V14H214ZM253 13V14H252ZM4 14V15H3ZM15 14V15H14ZM218 14H220V12L218 13ZM239 14V12H237L236 14H235V16H234V20H232V24L230 23L229 24V22H228V25H229V27H230V29H228L229 30V34H230V31L232 30V34L234 35V34H236L237 32V30H236V28L238 29V33H239V35H238V33L235 35V37H234V39H235V41L233 40V38H232V40L236 43L237 41H236V39H238V46L240 45V47H242V45H241V43H243V41H244V43H246V44H244L243 46H248L247 47V49L251 46V48H253V49H251L250 48V50H254V48L256 47H258V50H260L259 52H257L258 54H260V56L264 53L263 51H262V49H260V47L262 46H260V45H257L256 43H255V40H257L256 42H258V39H256V38H252V37H257V36H253V34H252V32H250L251 30H250V25L249 24H251V23H249L251 20L249 19L248 20V14L246 15H244V16H240V14ZM211 15V16H210ZM242 15V14H241ZM3 16H6V17H3ZM17 16V17H16ZM212 16H213V18H212ZM218 16V15H217ZM247 18H246V17ZM255 16V17H254ZM256 16H257V18H256ZM3 17V18H2ZM33 17V18H32ZM211 17V19H209ZM236 17V18H235ZM259 17V18H258ZM260 17H261V19H260ZM40 18H42V19H40ZM202 18H200L199 19V21L202 19ZM12 19H14V20H12ZM29 19V20H28ZM42 20V21H40V20ZM44 19V20H43ZM46 19H47V21H46ZM204 19H206V20H204ZM239 19V20H238ZM3 20V21H2ZM26 20V21H25ZM127 21V20H125L124 18H122L121 16H120V18L117 20V23H121L122 21ZM241 20V21H240ZM243 20V21H242ZM192 20H190V22H191ZM209 21H208V25L210 24L209 23ZM236 21H239V22H236ZM247 21V22H246ZM261 21H263V22H261ZM3 24H2V23ZM35 22H37L36 24H35ZM39 22V23H38ZM97 23H101V21H96ZM193 22V21H192ZM190 23L191 25L193 24V23ZM258 22V23H257ZM261 22V23H260ZM21 23H20V25H21ZM41 23V24H40ZM86 23H88V27L86 28V29H88L87 31L88 32H94L95 34H101L100 32L101 31H96V30H92L93 28H91V27H89V24H90V22H86ZM99 23V24H100ZM103 23V22H102ZM101 23V24H102ZM233 23H235V25H236V23L239 25V28H238V25H234ZM243 23V24H242ZM11 24V25H10ZM22 24V25H23ZM46 24V25H45ZM126 24H129V22L127 21L126 22ZM241 24V25H240ZM247 24V25H246ZM251 24V25H252ZM21 25V26H22ZM36 25V26H35ZM103 26H101V27H99V29L101 28L102 30L103 29H105V25L104 24H102ZM228 25H226V27L228 26ZM245 25H246V27H245ZM249 25V26H248ZM254 25H252V26H254ZM259 25V26H258ZM21 26H19V27H17V28H20V30H22V28L23 27H21ZM42 26V27H41ZM48 26H49V28L51 29H49L48 28ZM27 28H28V26H26ZM36 27H38V28H36ZM41 27V28H40ZM45 27H46V30H45ZM228 27V28H229ZM245 27V28H244ZM248 27V28H247ZM16 28V30H13V34L15 33L16 35H17V33H18V29ZM26 28V29H27ZM235 30H234V29ZM244 28V32L242 33V29ZM260 28V29H259ZM263 28V30H261ZM41 29H42V31H41ZM241 31H240V30ZM19 30V31H20ZM35 30V31H34ZM38 30H40V33H39V31ZM53 30V31H52ZM249 30V31H248ZM33 31V32H32ZM36 31H38V32H36ZM96 31V32H95ZM260 31V32H259ZM47 35V33L46 32H48L49 34L45 37L44 35V33ZM245 32H246V34H245ZM20 33V32H19ZM39 33V34H38ZM250 33H251V35H250ZM56 34V35H55ZM232 34H230V36L232 37ZM244 34V35H243ZM12 35V34H11ZM10 35V36H11ZM16 35H12L13 36V41H19V42H21V43H25V41H26V35H25V32H23V35L22 34H19L20 36H22V37H20V36H16ZM39 35V36H38ZM40 35H42V36H40ZM51 35H53L52 37H51ZM102 35V34H101ZM241 35H243L242 37H241ZM263 35V36H262ZM0 36H1V33H0ZM12 36L10 37L11 39H12ZM14 36H16V38L18 37H20L19 38V40L17 39V40H14ZM44 36V38L42 39V37ZM247 36V37H246ZM249 36V37H248ZM244 37V38H243ZM257 37V38H258ZM37 38H38V40H37ZM40 38V39H39ZM48 38V39H47ZM49 38H50V40H49ZM54 38H55V40H54ZM241 38V39H240ZM249 38H252V40H250L249 41ZM11 39H10V41H11ZM22 39V40H21ZM245 39V40H244ZM253 39H255V40H253ZM42 40V41H41ZM147 40V39H146ZM46 41V42H45ZM143 42L145 41V40H142ZM142 41H138V43L136 44V45H129V46H127L128 47V49H127V47L125 48V49H123L122 51H125V52H122V51H116V52H107V53H105V55H104V53H98V54H94V55H89V56H87L86 57V55L84 56L83 55V57L81 56L80 58H78V56L75 58L74 57V59H72L73 61H71L70 59H68V60H65V61H63L62 60V62L60 63V61L59 60H61L60 58L57 60V61H55V62H48L49 64L47 65V61L45 60V61H42V62H40V63H38L37 65H41V67L40 66H37L38 68H37V74L36 73H34V75L31 77V75H32V72H27V68L25 69V66L22 64V63H18V64H15V63H17L16 61L12 64V66H11V68H10V70L8 71V73L5 75V77L7 78H2L1 80H0V107H1V109H0V112L3 114H1L2 115V117H1V119H2V124H4L3 126H2V130H4L3 131V133H4V135H5V138L4 139H6L5 141H3L2 142V144L4 145V149H2V153H1V155H0V162H3V161H5V159H6V154H8L9 153V155L8 156H10V163L12 164V168L14 169V175H15V177H16V179H17V182L18 181H20L19 183H21V184H23V181L24 180H26V176L28 175L26 172V165L28 164L29 166L31 165V161H32V153H33V147L34 148H36V150L37 151H39V154L41 155L42 153V150H43V147H45V153H44V156H42L41 158H44V159H42L41 161L42 162H44V163H42L41 162V167H40V169H39V175H38V177L40 178V179H44V180H49L50 178H48L47 179V177L49 176L50 177V175L52 174L53 175V179H56V181H57V177H58V175H59V173H61L63 170H64V168H65V165H68L69 166V174H70V179H71V189L74 191V193L78 196V197H81L82 195H83V193H84V191H85V189H86V186L87 187H89V185H92L93 184V186L94 187H96V188H98L99 189V186H98V177L96 176V175H94L95 174V172L96 171H98L100 168H97V167H99V165L101 164L102 165V160H103V154L101 153V152H103V149H104V147H105V145L107 144L106 142V139H107V137H105V139L103 138V141H102V143L104 144V146H103V149L101 150V148H102V146H101V148L99 149L98 147L100 146V145H102L101 144V138L99 137H96L97 138V140H95V138L93 139L92 138V140L91 139H88V140H86V142H85V140H83V138H79L78 136H77V134H79V132H80V130L82 131L83 129H87L86 127H88V124L86 123V120L88 119V117L87 116H90V110L91 109H89L90 107H91V105H96V106H92L91 108H93V107H98V105H101L102 103V107L100 108L101 109V111L104 113H102V112H99V113H102L103 115H104V117L106 116V119H105V122H107L108 120L110 121L111 119H109L108 117H109V112H110V108L111 107H113V109H115L116 108V105L118 104V105H120V104H123V101L125 102H127L129 99H130V101H128L127 102V104L129 103L130 104V102L131 101H133V102H131V104L132 103H134L133 104V106L135 107V106H139V103L140 104H156V100H158V97H159V95H160V90L159 89H161V86H162V81H160L159 79H157L156 77H158V76H164V75H166V72L164 71V68L166 67L164 64H163V62H166L165 60L167 59V55H168V53H161V52H159L160 50H161V48H158V47H156V48H154V51H152V53L151 52H146V51H144V48L143 47H146V45H147V43L146 42H148V40L147 41H145L144 43H142ZM247 41H249V43L247 44ZM48 42V46H47V43ZM240 42V43H239ZM41 43V44H40ZM234 43V44H235ZM251 44V45H250ZM254 44V46H252ZM46 45V46H45ZM50 46V47H49ZM136 46H137V48L138 47H141L142 48V51H141V48H138V49H140L139 50V52H138V54L137 53H135V51L137 52L138 51V49L136 48ZM237 46V47H238ZM39 47H41V49L42 50H40V48ZM45 47V48H44ZM130 47V48H129ZM134 47L136 48V49H134ZM240 47H238L239 48V50L241 51H239V53H242V49L244 50V48L245 47H242V48H240ZM49 48V49H48ZM133 51H131V50ZM163 49V48H162ZM246 49V48H245ZM93 50H95V49H91V51L93 52ZM156 50H158V51H156ZM167 50V49H166ZM44 53H43V52ZM98 51V50H97ZM130 53H129V52ZM156 51V52H155ZM88 52H90V50L88 51ZM95 52V51H94ZM141 52V53H140ZM145 52V53H144ZM159 52V53H158ZM61 54V52H57V54ZM62 53H64V52H62ZM112 53V54H111ZM117 53V54H116ZM122 53V54H121ZM127 53V54H126ZM133 53V54H132ZM148 53V54H147ZM239 53H238V55H239ZM107 54H110V55H107ZM114 54V55H113ZM151 54V55H150ZM159 54V55H158ZM162 54H164V55H162ZM243 54H245V50H244V52L242 53V55ZM257 54V55H258ZM98 55V56H97ZM99 55H101V56H99ZM120 55V56H119ZM126 55V56H125ZM134 55V56H133ZM138 55V56H137ZM157 55V56H156ZM264 55V54H263ZM94 58H93V57ZM97 56V57H96ZM109 56V57H108ZM113 56V57H112ZM115 56V57H114ZM128 56V57H127ZM136 56V57H135ZM140 56V57H139ZM153 56V57H152ZM159 56H161V57H159ZM239 56H241V55H239ZM87 59H86V58ZM119 57L121 58L120 60H122V62H124V63H122L121 61H118L117 62V60L119 59ZM124 57V58H123ZM138 57V58H137ZM148 57V58H147ZM154 57L156 58V59H154ZM158 57H159V59H158ZM264 57V56H263ZM81 58H82V60H81ZM90 58V59H89ZM105 58V59H104ZM111 58H113V59H111ZM117 58V59H116ZM151 58V59H150ZM166 58V59H165ZM80 59V60H79ZM84 59V60H83ZM108 59V60H107ZM124 59V60H123ZM128 60V63H129V65H127V60ZM260 59L262 60V61H260ZM260 59H256L257 61L255 62L256 63V65H257V67L259 68V69H261V71H260V74L262 75H260L261 76V79H264L263 77H264V59L263 58H260ZM102 60V61H101ZM106 60L107 61H110V60H114L111 64H110V67H108V66H101L100 67V65H102L103 63L105 64L106 63ZM133 60V61H132ZM138 60H139V63H138ZM150 60V61H149ZM155 60V61H154ZM157 60V61H156ZM168 61L170 60L169 59V55H168V59H167ZM214 60V59H213ZM98 61V62H97ZM140 61H142V62H140ZM147 61V62H146ZM159 61V62H158ZM259 61V62H258ZM43 62H45V63H43ZM65 62V63H64ZM71 62V63H70ZM96 62H97V65H96ZM100 62V63H99ZM102 62V63H101ZM146 64H145V63ZM151 62H152V64H151ZM214 62L216 63V60H214ZM41 63H43V64H41ZM54 63V64H53ZM92 63H95L94 65L95 66H93L92 65ZM115 63V64H114ZM118 63V64H117ZM119 63H120V65H119ZM135 63H136V65H135ZM149 63V64H148ZM156 63V64H155ZM158 63V64H157ZM160 63H161V65L164 67H162L161 65H160ZM20 64V65H19ZM46 64V65H45ZM51 64V65H50ZM59 64H60V66H59ZM81 64V65H80ZM90 65V66H88V65ZM103 64V65H104ZM114 64V65H113ZM123 64V65H122ZM131 64V65H130ZM139 64V65H138ZM44 65V66H43ZM54 65V66H53ZM58 65V66H57ZM63 67H62V66ZM76 65H77V67H76ZM133 65H135V66H133ZM141 65V66H140ZM149 65V66H148ZM156 65V66H155ZM259 65V66H258ZM263 65V66H262ZM50 66V67H49ZM52 66V67H51ZM131 66H132V68H131ZM143 66H144V68H143ZM146 66H148V67H146ZM150 66H152V67H150ZM20 67H22V69L20 68ZM45 67L46 68V71H45V68H44V70H43V68ZM47 67H49V68H47ZM58 67V68H57ZM90 67V68H89ZM116 67V68H115ZM125 67V68H124ZM156 67V68H155ZM159 67V68H158ZM162 67V68H161ZM23 68H24V70H26V72H24V70H23ZM57 68V69H56ZM60 68V69H59ZM73 70H72V69ZM74 68H76V69H74ZM80 68V69H79ZM87 68H89V69H87ZM96 68H98L97 70H95ZM99 68H101V69H99ZM137 68L139 69V70H137ZM151 68H155V69H151ZM19 69V70H18ZM53 69L54 70H57V72L56 71H53ZM70 70V72H69V70ZM90 69H92V72L90 71ZM94 69V70H93ZM110 69V70H109ZM117 69V70H116ZM127 69V70H126ZM137 71H135V70ZM147 69H149V70H147ZM48 70V71H47ZM52 70V71H51ZM63 70V71H62ZM65 70V71H64ZM67 70V71H66ZM75 70H76V72L77 71H80V72H75ZM99 70V71H98ZM106 70V71H105ZM108 70V71H107ZM16 71H18V72H16ZM19 71H23V73H21V72H19ZM42 71H44V72H42ZM86 71H87V73H86ZM94 71V72H93ZM96 71V72H95ZM121 71V72H120ZM129 71V72H128ZM145 71H146V73H145ZM153 73H152V72ZM156 71V72H155ZM162 71H164V72H162ZM51 72V73H50ZM63 73V75H62V73ZM64 72H66V74L64 73ZM70 74H72V75H70ZM72 72V73H71ZM83 72V73H82ZM98 72H101V73H98ZM104 72V73H103ZM107 72V73H106ZM113 72V73H112ZM118 72V73H117ZM120 72V73H119ZM124 72H126L125 74H124ZM26 73V74H25ZM30 73V74H29ZM40 73V74H39ZM41 73H43V75H44V77H43V75H41ZM45 73V74H44ZM48 73H49V75H48ZM57 73V74H56ZM61 73V74H60ZM74 73H76V74H74ZM85 73V74H84ZM90 73H94L93 74V77H92V75L90 76ZM98 75H97V74ZM116 73V74H115ZM137 73V74H136ZM147 73H149V74H147ZM157 73V74H156ZM164 73V74H163ZM8 74H11V75H8ZM16 74V75H15ZM17 74H19V76L21 77V79H19L20 77L17 75ZM24 74H25V76H24ZM29 74V75H28ZM51 74V75H50ZM56 74V75H55ZM87 74V75H86ZM96 74V75H95ZM104 74V75H103ZM127 74H129L128 75V77H127ZM158 74H160V75H158ZM39 75V76H38ZM59 75H61V76H59ZM75 75V76H74ZM86 75V78L88 79H86L84 76ZM90 77H89V76ZM117 75V76H116ZM134 75V76H133ZM138 75V76H137ZM26 76H27V78H26ZM36 78H35V77ZM52 76H53V78H52ZM54 76H55V78H54ZM66 76V77H65ZM82 78H80V77ZM95 76H97L98 77V79H96V77ZM115 76V77H114ZM120 76V77H119ZM129 76H130V78H129ZM140 76V77H139ZM143 76V77H142ZM155 76V78H153ZM39 77H40V79H39ZM48 77V78H47ZM50 77V78H49ZM58 77V78H57ZM62 77V78H61ZM68 77V78H67ZM71 77H73V78H71ZM78 77V78H77ZM95 77V78H94ZM100 77V78H99ZM105 77V78H104ZM123 77H125V79H123ZM137 79H136V78ZM186 76H184V78H185ZM9 78V79H8ZM13 78V79H12ZM16 78H18V80H20L21 82H19ZM25 78H26V80H28V81H30V82H32V83H30V82H27L26 80H25ZM44 78V79H43ZM47 80H46V79ZM64 78V79H63ZM75 78V79H74ZM80 78V79H79ZM93 78L95 79V81L93 82ZM108 78H109V80H108ZM115 78H117V79H115ZM118 78H120V79H118ZM129 78V79H128ZM144 78V79H143ZM146 78V79H145ZM182 78V80L180 81V79ZM6 79V80H5ZM16 79V80H15ZM34 79H36L35 81H34ZM51 79V80H50ZM56 79V80H55ZM79 81H77V80ZM100 79V80H99ZM105 79V80H104ZM115 79V80H114ZM133 79L135 80L134 81V83H132L133 82ZM148 79V80H147ZM178 79V80H177ZM8 80V82H6ZM24 80V82H22ZM33 80V81H32ZM56 81V82H54V81ZM59 82H58V81ZM87 80V81H86ZM102 80V81H101ZM104 80V81H103ZM113 80V81H112ZM141 80V81H140ZM150 80V81H149ZM154 80V81H153ZM155 80H157V81H155ZM181 82L180 84L177 82ZM4 81H5V83H4ZM16 81H17V83H16ZM36 81H38L37 83H36ZM41 81V82H40ZM48 83H47V82ZM60 81H62V82H60ZM69 81L71 82V83H69ZM77 83H76V82ZM99 81H101L102 82V84H101V82H99ZM126 83V85H125V83ZM129 81H130V83H129ZM159 81V82H158ZM182 81H183V76L181 75V73H180V75H178V78L176 77V79H175V81L174 82H176V84L178 85V86H175L174 84H173V82H172V86L166 91V92H168V93H164V97H167V101H169L170 99H171V101H169V104H168V110H171L170 112H169V116H167V120H164V125H165V128H164V131L166 132V130H167V132L165 133L164 131L161 133V134H163V136H162V138H161V145H158L159 147H157L158 149H157V151H156V154H155V156H159V157H161L160 158V160H159V163H160V165H162V163L164 162V158H165V155H166V153H168L167 152V150H168V145H170L171 143H170V141H169V137L171 136V134H170V132H168L169 131V127L170 128H174V127H176V133L174 132V134H176V135H179V133H180V135L181 136H184L185 135V137H187L186 139H188V140H190V141H186V139H185V141L188 143V147H190V148H188V154L190 153L191 155H193L194 156V159H199L200 158V154H199V150H197L198 149V147H199V143H200V141L202 142V141H204V142H202L203 143V146H204V148H205V146L210 150V152H209V150H207L206 148H205V153H206V155L208 156V155H210V158H211V156H213V155H215V156H219L218 158H220L221 159V157L223 156L222 155V152H223V149H222V146H221V143H219L218 144V142H217V139L215 140V138H217V136H216V130L214 129L215 128V126L213 127V124H217V122H216V118L218 117V120L217 121H219V117H220V121L222 122V121H230V120H233V121H230V127H231V130H230V127L229 128H227L228 130H226L225 129V131L223 132V134H225V133H227L226 135H224V137L226 138V141L228 142H226L225 143V151L229 154V156H232V157H236L237 155L239 156V158H240V160L242 161V163H241V166H243L244 165V167H246L245 166V164H246V162H248V160L250 159V156H252L251 154V152H253L254 154H255V156H254V154H253V156H254V158H256V157H258V158H256L255 160H254V176L253 177H255L253 180H254V182H253V184H254V187L255 186H258L259 187V185H261L260 186V189H259V191L257 192L258 194V198L260 199V205H261V207H263L264 208V126L262 125V123H261V120H262V118L264 117V99H261V98H264V88H260V87H253V88H247V89H242L241 90V96L239 97V96H237V97H234V96H232V95H230V93L227 91V90H223V91H213V90H208L207 92H206V95L208 96V98H207V96H206V101H207V103H205L206 105L208 104L209 106H205L206 108H204V110H205V112H207V114H206V116L203 118V119H205L206 121H204L203 119V125L201 124V129L203 130V128H204V133H203V139L205 138L206 139V141L208 142V141H210L211 139H213V141H215V142H213L212 140V142H211V144H212V146H213V143H214V145H215V147L213 146H209V144L205 141V139L203 140V139H201V140H199L198 141V138H197V136H196V134L194 133V132H196V128L195 127H193L192 126V122H190V120L191 119H193L192 118V115H194V113H195V111L191 108V105H190V103H191V99H193V97H194V91L190 88H188L187 87V89H186V87L184 86V83L182 84ZM13 82H15V84L13 83ZM27 82V83H26ZM52 82V83H51ZM56 83H58V85L56 84V86H55V84ZM91 82V83H90ZM100 83V85H99V83ZM108 82V83H107ZM110 82V83H109ZM118 82V83H117ZM123 82V83H122ZM148 82V83H147ZM7 83V84H6ZM20 83V84H19ZM47 83V84H46ZM60 83V84H59ZM69 85H68V84ZM76 83V84H75ZM142 83H145V84H142ZM153 83V84H152ZM155 83V84H154ZM157 83H161L160 85L159 84H157ZM6 84V85H5ZM9 84V85H8ZM20 86H19V85ZM30 84V85H29ZM66 84L68 85V86H66ZM78 84V85H77ZM86 84V85H85ZM95 84H96V86H95ZM107 84V85H106ZM109 84V85H108ZM112 84V85H111ZM124 84V85H123ZM128 84H130L129 86H128ZM135 84V85H134ZM141 84V85H140ZM151 84H152V86H151ZM3 85V86H2ZM14 85V86H13ZM18 85V86H17ZM29 87H28V86ZM37 87H36V86ZM47 85H48V87H47ZM54 85V86H53ZM63 85V86H62ZM64 85H65V87H64ZM72 86V87H69V86ZM78 87H77V86ZM85 85V86H84ZM99 85V86H98ZM106 85V86H105ZM140 87H139V86ZM143 85V86H142ZM148 85V86H147ZM174 85V86H173ZM24 86V88H22V87ZM53 86V87H52ZM75 86V87H74ZM80 86H84V87H80ZM96 87L95 89H94V87ZM103 87V88H101V87ZM105 86V87H104ZM113 86V87H112ZM116 86V87H115ZM119 86V87H118ZM123 86V87H122ZM124 86H126V87H130L128 90L126 89L125 90V88H124ZM136 88H138V89H136ZM145 86H147V87H145ZM155 86V88H153ZM183 87V88H179V87ZM18 87H20V89L18 88ZM27 87V88H26ZM42 87V88H41ZM50 87V88H49ZM51 87H52V89H51ZM60 89H59V88ZM64 87V88H63ZM78 88V92H77V88ZM80 87V88H79ZM92 87V88H91ZM108 87V88H107ZM117 87L119 88L118 90H117ZM134 87V88H133ZM150 89H149V88ZM14 88V89H13ZM30 88V89H29ZM39 90H38V89ZM73 88H75V89H73ZM88 88V89H87ZM100 88V89H99ZM114 88V89H113ZM122 88V89H121ZM141 88V89H140ZM146 88V92H145V89ZM176 90H175V89ZM179 88V89H178ZM18 89V90H17ZM27 89V90H26ZM34 89V90H33ZM44 89H45V91H44ZM72 89V90H71ZM86 89V90H85ZM94 89V90H93ZM96 89H98L97 91H96ZM103 89V90H102ZM107 89H109L111 92H113V93H110V91L109 90H107ZM112 89H113V91H112ZM152 89H154V90H152ZM157 89V90H156ZM181 89H183V91L181 90ZM189 89V90H188ZM253 91H252V90ZM21 90V91H20ZM24 90V91H23ZM29 90H31V91H29ZM33 90V91H32ZM36 90V91H35ZM42 90V91H41ZM63 90V91H62ZM75 90V91H74ZM90 90V91H89ZM91 90H92V92H91ZM102 90V91H101ZM105 90V91H104ZM107 90V91H106ZM120 90V91H119ZM134 90V91H133ZM140 90H141V92H140ZM148 90V91H147ZM185 90V91H184ZM190 90H191V92H190ZM244 90V91H243ZM19 91V92H18ZM35 91V92H34ZM40 91V92H39ZM51 91H53V92H51ZM54 91H55V93L56 94H54ZM60 91V92H59ZM61 91H62V94H61ZM70 93H69V92ZM74 93H73V92ZM82 93H81V92ZM125 91H127L128 93H131V94H128V95H125ZM139 91V92H138ZM150 91V92H149ZM153 91H157L159 94H157V92L155 93V92H153ZM179 91H180V93H179ZM242 91H243V93L245 94H243L242 93ZM259 91V92H258ZM14 92H16V93H14ZM65 92V93H64ZM86 92V93H85ZM90 92V93H89ZM103 92H104V95H103ZM106 92H108V93H106ZM118 92V93H117ZM134 92H136V93H134ZM138 92V93H137ZM170 92V93H169ZM178 92V93H177ZM211 92V93H210ZM215 92V93H214ZM19 93V94H18ZM21 93V94H20ZM29 93V94H28ZM35 93V94H34ZM53 93V94H52ZM77 93H78V95H77ZM81 93V94H80ZM88 93V94H87ZM94 93V94H93ZM98 93H99V95H98ZM102 93V94H101ZM124 93V94H123ZM142 93V94H141ZM151 95H150V94ZM177 93V94H176ZM183 93H185L184 94V96L185 97H183ZM217 93V94H216ZM220 93H222V95L220 94ZM249 93V94H248ZM257 93V94H256ZM25 94H27L26 96H25ZM41 94V95H40ZM46 96H45V95ZM51 94V95H50ZM57 94H59V95H57ZM65 94V95H64ZM74 94H76V95H74ZM101 94V95H100ZM111 94V95H110ZM120 94V95H119ZM135 94V95H134ZM146 94V95H145ZM150 96H152V97H150ZM155 94V95H154ZM182 94V95H181ZM219 94V95H218ZM224 94V95H223ZM232 94V93H231ZM243 94V95H242ZM254 94V95H253ZM255 94H256V96H255ZM18 95V96H17ZM21 95H23L22 97L24 98V100H23V98L21 97ZM56 95V96H55ZM67 95V96H66ZM70 96V98H69V96ZM86 95V96H85ZM89 95V96H88ZM92 95H93V97L95 98V99H93V97H92ZM109 97H108V96ZM140 95V96H139ZM155 97H154V96ZM169 95V96H168ZM214 95V96H213ZM230 95V96H229ZM13 96V97H12ZM26 98H25V97ZM38 96H40L39 98H38ZM45 96V97H44ZM48 96V97H47ZM51 97V99H50V97ZM73 96L75 97V98H73ZM84 96V97H83ZM102 96V97H101ZM113 96V97H112ZM119 96H121V97H119ZM125 96V97H124ZM132 96H134V97H132ZM143 96V97H142ZM146 98H145V97ZM157 96V97H156ZM171 96V97H170ZM177 96V97H176ZM179 96V97H178ZM191 96H192V98H191ZM219 96H221V97H219ZM233 97L232 99L230 98V97ZM251 96H253V97H251ZM260 96V97H259ZM29 97H30V99H29ZM41 97H43V99L41 98ZM63 97V98H62ZM67 97H68V99H67ZM105 97V98H104ZM119 97V98H118ZM187 97V98H186ZM190 97V98H189ZM219 97V99L218 100H220V102H221V104L220 103H218V100H217V98ZM246 97V98H245ZM248 97V98H247ZM254 97H256V98H254ZM11 98V99H10ZM14 98V99H13ZM19 98H20V100H19ZM34 98H35V100H34ZM36 98H37V100H36ZM47 98V99H46ZM56 98H58V99H56ZM77 98H78V100H77ZM81 100H80V99ZM109 98H111V99H109ZM122 98H123V101H122ZM126 98V99H125ZM134 98H135V101H134ZM145 98V99H144ZM148 98V100H146ZM156 99V100H152L151 101V99ZM168 98H170V99H168ZM175 98V100L173 101V99ZM178 98V99H177ZM184 100H183V99ZM210 98H212V99H210ZM243 100H245L246 101V103L247 104H251V106H252V110L251 109H247L244 105H243V102H242V99ZM258 98V99H257ZM16 99H17V102H16ZM42 99V100H41ZM54 99V100H53ZM62 99V100H61ZM74 99H76V100H74ZM99 99H101V100H99ZM105 99V100H104ZM120 99V100H119ZM128 99V100H127ZM132 99V100H131ZM138 99V100H137ZM181 99V100H180ZM225 99V100H224ZM236 99V100H235ZM238 99V100H237ZM251 102H249L248 100ZM256 99V100H255ZM12 100V101H11ZM22 100V101H21ZM44 100V101H43ZM45 100H47V101H45ZM49 100V101H48ZM56 100H58V101H56ZM64 100V101H63ZM92 100V101H91ZM95 100H97V101H95ZM98 100H99V102H98ZM111 100V101H110ZM115 100V102H113ZM187 100V101H186ZM210 102H209V101ZM215 100H217V101H215ZM231 100H234V102L233 101H231ZM240 100H241V102H240ZM21 101V102H20ZM38 101V102H37ZM42 101V102H41ZM53 101V102H52ZM62 101V102H61ZM75 101V102H74ZM80 101V102H79ZM95 101V102H94ZM110 101V102H109ZM117 101V102H116ZM119 101H121V102H119ZM145 101H147L146 103H145ZM149 101V102H148ZM176 101V102H175ZM184 101V102H183ZM190 101V102H189ZM225 101V102H224ZM227 101V102H226ZM239 101V102H238ZM10 102H12L11 104H10ZM30 102V103H29ZM33 102V103H32ZM50 102V103H49ZM61 102V103H60ZM64 102V103H63ZM65 102H66V105H64V106H62L63 104H65ZM77 102H78V104H86V107H83L82 105H81V107H80V109H78V110H83V108H84V110L83 111H79V112H77V107H76V104H77ZM83 102V103H82ZM100 102H101V104H100ZM111 102H112V104L114 105L115 103H117L116 105H114V106H112L111 105ZM125 102V103H126ZM175 102V103H174ZM186 102V103H185ZM212 102V103H211ZM253 102V103H252ZM260 102V103H259ZM21 103V104H20ZM25 103V104H24ZM36 103V104H35ZM39 103V104H38ZM43 103L46 105V107H45V105H43ZM47 103V104H46ZM55 103V104H54ZM62 104L61 106L62 107H64L65 108V111H64V109L62 110L61 108L60 109H58V110H61V111H59L60 112V114L61 113H63V114H61L62 115V117L60 116V114H59V116H58V119L57 120H59V121H55L54 122V117H53V113H56V109H55V107L58 105V104ZM68 103H69V105H68ZM70 103H71V105H70ZM74 103V104H73ZM172 103V104H171ZM185 103V104H184ZM220 104L221 105V107H222V109H224L225 107V110H223L224 112H226V113H229V112H232V114H230V116H229V114L227 115L226 113H224V114H221L222 116H220L219 114V116H217V114L216 113H219V112H217L218 110H217V108H218V106H216V104ZM235 103V104H234ZM237 103V104H236ZM240 103V104H239ZM2 104H3V106H2ZM48 104H50V105H52V106H54V105H56V106H54V109H55V111H54V109H53V107L51 108V106L49 107L48 106ZM90 104V105H89ZM98 104V105H97ZM135 104H137V105H135ZM184 104V105H183ZM191 104H194V102H192ZM213 104H215V105H213ZM217 104V105H218ZM256 104H258V105H256ZM12 105V106H11ZM16 105H17V107H16ZM19 105L21 106V107H19ZM25 105V106H24ZM35 105V106H34ZM37 105H39V106H37ZM42 105V106H41ZM68 105V106H67ZM118 105H117V108H116V110L117 111H114V113H117V112H119L121 109H120V107H121V105H120V107L118 108ZM178 105V106H177ZM180 105H181V107H180ZM189 105V106H188ZM214 107H213V106ZM219 105V106H220ZM234 105V106H233ZM235 105H237V107L235 106ZM6 106V107H5ZM12 108H11V107ZM34 108H33V107ZM68 108H67V107ZM74 106V108H72ZM79 106V105H78ZM172 106V108H170V107ZM183 106V107H182ZM230 106V107H229ZM231 106H233L234 108H232ZM256 106V107H255ZM3 107V108H2ZM13 107H14V109H13ZM105 107H106V109H107V112H106V109H105ZM110 107V108H109ZM133 107V108H134ZM177 107H178V109H177ZM186 107V108H185ZM210 107V108H209ZM259 107V108H258ZM261 107V108H260ZM6 108V109H5ZM10 108H11V110H10ZM19 108H20V110H19ZM48 108H51V109H49V111H48ZM71 108V109H70ZM176 108V109H175ZM185 108V109H184ZM191 108V109H190ZM236 108V109H235ZM237 108H239V109H237ZM34 109V110H33ZM47 109V110H46ZM53 109V110H52ZM70 109V110H69ZM102 109H104V110H102ZM183 111H182V110ZM214 109V110H213ZM15 110V111H14ZM19 112H18V111ZM37 110H40L39 112L37 111ZM74 110H76V112H75V114L76 113H78V114H76L75 116H76V118H75V116H74V120L75 119H77V121H76V125L74 124L72 127H71V130H72V134H71V136L72 137H67L64 133H66L67 134V130H69V128H70V119H68L69 117H68V115L67 114H69L70 115V113L72 112V111H74ZM181 110V111H180ZM189 110V111H188ZM236 110V111H235ZM250 110V111H249ZM256 110V111H255ZM6 111V112H5ZM10 111V112H9ZM11 111H14V112H11ZM53 111V112H52ZM63 111V112H62ZM191 111V112H190ZM212 111V112H211ZM228 111V112H227ZM244 111H245V113H244ZM8 112V113H7ZM16 112H18V113H16ZM33 112H35V113H33ZM42 114H41V113ZM81 112V113H80ZM83 112H86V113H83ZM134 112V111H133ZM234 112V113H233ZM247 112V113H246ZM257 112V113H256ZM45 113V114H44ZM52 113V114H51ZM83 113V114H82ZM87 113H88V115H87ZM107 113V114H106ZM132 113V112H131ZM180 113V114H179ZM182 113H183V116H182ZM188 113V114H187ZM209 113V114H208ZM216 115V117L214 116V114ZM249 113H251V114H249ZM6 114V115H5ZM10 114H11V116H10ZM18 114H20L19 116H21V117H19L18 116ZM23 114V115H22ZM50 114H51V116H50ZM172 114H173V116H172ZM176 114V115H175ZM244 114V115H243ZM259 114V115H258ZM27 115V116H26ZM31 115V116H30ZM33 115V116H32ZM38 115V116H37ZM42 115V116H41ZM67 115V116H66ZM111 115V114H110ZM181 115V116H180ZM184 115H185V117H184ZM188 115V116H187ZM191 115V116H190ZM210 115V116H209ZM213 115V116H212ZM236 115V116H235ZM241 115H243V116H241ZM6 116V117H5ZM8 116V117H7ZM10 116V117H9ZM15 116V117H14ZM23 116V117H22ZM30 116V117H29ZM35 116H37V117H35ZM44 116H46V117H44ZM83 116V117H82ZM84 116H85V118H84ZM108 116V117H107ZM176 116V117H175ZM180 116V117H179ZM226 116H227V118H226ZM229 116V117H228ZM240 116V117H239ZM248 116V117H247ZM250 116V117H249ZM258 117V119H256L257 117ZM261 116H263V117H261ZM13 117H14V119H13ZM33 117V118H32ZM40 117V118H39ZM49 117H51V119H49ZM67 119H66V118ZM194 117V116H193ZM211 117V118H210ZM255 117V118H254ZM260 117V118H259ZM11 118V119H10ZM23 118V119H22ZM38 118V119H37ZM43 118V119H42ZM107 118H108V120H107ZM176 118V119H175ZM178 118V119H177ZM180 118V119H179ZM189 118H191L189 121H188V119ZM213 118H215V120H213ZM223 118V119H222ZM231 118V119H230ZM233 118V119H232ZM241 118V119H240ZM242 118H243V120H242ZM247 118V119H246ZM13 119V120H12ZM21 119V120H20ZM27 119V120H26ZM29 119V120H28ZM33 119V120H32ZM183 119V121H181ZM187 119V120H186ZM212 119V120H211ZM234 119H236L235 121H234ZM264 119V118H263ZM35 120V121H34ZM48 120V121H47ZM173 120H175V122L176 123H173ZM238 120H240V121H238ZM246 120V121H245ZM248 120V121H247ZM251 120V121H250ZM252 120H253V122H252ZM255 120H258V121H255ZM9 121V122H8ZM12 121V122H11ZM15 121V122H14ZM23 122V124H22V122ZM32 121V122H31ZM39 121H41V122H39ZM50 121V122H49ZM63 121H65V122H63ZM68 121V122H67ZM75 121H73V122H75ZM78 121H80V122H78ZM88 121V120H87ZM107 122L108 123V125H109V123L111 122ZM168 121V122H167ZM245 121V122H244ZM5 122V123H4ZM12 124H11V123ZM29 122V123H28ZM36 122V123H35ZM46 122V123H45ZM61 122V123H60ZM83 122H85L84 124H82ZM185 122V123H184ZM216 122V123H215ZM248 122V123H247ZM251 122V123H250ZM256 122V123H255ZM10 125H9V124ZM20 123V124H19ZM37 123H38V125H37ZM43 125H42V124ZM49 123V124H48ZM58 123V124H57ZM63 123V124H62ZM78 123V124H77ZM179 123V125H177ZM189 123V124H188ZM190 123H191V126H190ZM233 123V124H232ZM240 123V124H239ZM244 123V124H243ZM245 123H247V124H245ZM30 124V125H29ZM36 124V125H35ZM54 124V125H53ZM82 124V125H81ZM104 124H106V123H104ZM104 124L102 123L99 127H97L96 128V130L97 131H99V132H102L104 129H103V127H104ZM168 124V125H167ZM173 124V126L171 127V125ZM208 124H211V125H208ZM243 124V125H242ZM256 124V125H255ZM12 125V126H11ZM25 125V126H24ZM40 125V126H39ZM57 125V126H56ZM79 125V126H78ZM85 125H87V126H85ZM167 125V126H166ZM189 125V126H188ZM206 125V126H205ZM255 125V126H254ZM260 125H261V128H260ZM18 126H19V128H18ZM23 126V127H22ZM29 126H33V129H34V127H35V131H37L38 130V128H39V130L37 131V132H39L40 131V133L42 132V131H44V130H46L47 129V126H48V129H47V131H50V130H53V129H56L55 130V133H54V136H52L50 139H44V138H42L41 137V139L39 138V140L37 141V142H33V141H31V137L28 135L29 134V132H30V129H28V128H30ZM37 126V127H36ZM42 126V127H41ZM103 126V127H102ZM203 126V127H202ZM6 127V128H5ZM13 127V128H12ZM15 127V128H14ZM56 127V128H55ZM67 127V128H66ZM82 129H81V128ZM101 127V128H100ZM180 127V128H179ZM182 127V128H181ZM206 127V128H205ZM209 127H211V128H209ZM244 129H243V128ZM16 128H17V130H16ZM42 128H44V129H42ZM64 128V129H63ZM79 128H80V130H79ZM105 130L107 129V127H106V125H105ZM189 128V129H188ZM195 128V129H194ZM207 128H209V129H207ZM12 129V130H11ZM22 129V130H21ZM62 129V130H61ZM101 131H100V130ZM213 129V132L215 133H212V134H210L212 131L211 130ZM246 129V130H245ZM251 129V130H250ZM253 129V130H252ZM255 129V130H254ZM260 131H259V130ZM263 129V130H262ZM14 130V131H13ZM24 130H26V131H24ZM57 130H59L60 132H64L63 134H64V136L65 137H62V136H58V137H56L57 136ZM104 130V131H105ZM180 130V131H179ZM191 130V131H190ZM210 130V131H209ZM236 130V131H235ZM241 130V131H240ZM250 132H249V131ZM6 131V132H5ZM16 131V132H15ZM18 131V132H17ZM22 131H24V132H22ZM29 131V132H28ZM66 131V132H65ZM79 131V132H78ZM183 131L185 132V133H183ZM190 133H189V132ZM208 131V132H207ZM231 131H232V133H231ZM240 133H239V132ZM8 132V133H7ZM11 132H13L14 133V135H15V137L17 138V139H15L14 137H12V136H14V135H12L13 133H11ZM22 132V134H24V137H21V135L22 134H20ZM77 134H76V133ZM158 132L160 133V131L158 130ZM182 132V133H181ZM206 132V133H205ZM256 132V133H255ZM258 132V133H257ZM260 132V133H259ZM26 133H28V134H26ZM165 133V134H164ZM189 133V134H188ZM234 133V134H233ZM238 133V134H237ZM243 133H245V136H244V134ZM249 133V134H248ZM10 134V135H9ZM62 134V135H63ZM73 134H74V137H73ZM76 134V135H75ZM193 134H194V137H193ZM236 134H237V137H236ZM241 134V135H240ZM252 134V135H251ZM261 134H263V135H261ZM18 135H19V139H18ZM215 135V136H214ZM232 135H235L234 136V138L233 137H231ZM249 135V136H248ZM259 135V136H258ZM28 138H27V137ZM76 136L78 137V138H76ZM191 136V137H190ZM196 136V137H195ZM213 136V137H212ZM228 136V137H227ZM248 136V137H247ZM254 136H256V137H253ZM262 136V137H261ZM9 137H10V139H9ZM12 137V138H11ZM26 137V138H25ZM168 137V138H167ZM230 137V138H229ZM241 139H240V138ZM261 137V138H260ZM22 138H24V139H22ZM166 138V139H165ZM194 138V139H193ZM239 138V139H238ZM98 139L100 140V141H98ZM168 139V140H167ZM236 141H235V140ZM246 140V141H244V140ZM259 139V140H258ZM263 139V140H262ZM77 140V141H76ZM95 140V141H94ZM108 140V139H107ZM194 140H195V142H194ZM234 142H233V141ZM249 140H251V141H249ZM105 141V142H104ZM232 141V142H231ZM258 141V142H257ZM77 142L79 143V144H77ZM82 142H85V144L84 143H82ZM89 142V143H88ZM94 142V143H93ZM150 141H148L147 139H146V141H145V143L147 144H149L150 145V143H149ZM163 142V143H162ZM235 142H237V143H235ZM253 142V143H252ZM97 143H99V144H97ZM106 143V144H105ZM232 143H234L233 145H232ZM243 143V144H242ZM245 143H246V145H245ZM248 143V144H247ZM257 143V144H256ZM259 143V144H258ZM81 144H83L82 146H84V145H86L85 147H81ZM88 144H89V146H88ZM94 144V145H93ZM135 144V143H134ZM147 144V145H148ZM238 144V145H237ZM241 144V145H240ZM260 144H262V145H260ZM79 145V146H78ZM190 145V146H189ZM193 145V146H192ZM195 145V146H194ZM208 145V146H207ZM230 145H232V146H230ZM235 145H237V148H236V146ZM255 145L257 146V147H255ZM259 145V146H258ZM92 146V147H91ZM97 147V149L99 150V151H101V152H99V151H97V149H96V147ZM132 146L134 147V145L132 144L131 146H128V148L126 149V150H123V154L127 151L128 153L130 152L131 153V148H132ZM227 146V147H226ZM230 146V147H229ZM242 146V147H241ZM245 146H246V148H245ZM250 146V147H249ZM78 147H80V149L78 148ZM88 147V148H87ZM192 147V148H191ZM194 147V148H193ZM232 147V148H231ZM240 147V148H239ZM247 147H249V148H247ZM251 147H253V149L251 148ZM82 148V149H81ZM162 148V149H161ZM175 148H176V146H175ZM222 149V150H220V149ZM236 148V149H235ZM86 149V150H85ZM93 149H95V151L93 150ZM167 149V150H166ZM172 149H174V147H172ZM171 148H169V150L168 151H170L169 152V155L172 157L173 155V157H175L176 155L175 154H173V153H175L174 151H171L172 150ZM191 149H193V150H191ZM199 149H200V147H199ZM217 149V150H216ZM232 149H233V151H232ZM247 151H246V150ZM252 149V150H251ZM255 149V150H254ZM32 150V151H31ZM80 150H81V153H80ZM89 150V151H88ZM130 150V151H129ZM159 150V151H158ZM162 150V151H161ZM231 150V151H230ZM235 150V151H234ZM237 150V151H236ZM241 150V151H240ZM243 150H245V151H243ZM249 150H250V152H249ZM7 151H8V153H7ZM92 153H91V152ZM191 151V152H190ZM196 151H198V152H196ZM216 151H217V153H218V155H217V153H216ZM221 153H220V152ZM255 151V152H254ZM32 152V153H31ZM85 152V153H84ZM99 152V153H98ZM127 152L125 153V157L124 158H127L128 159V156L130 155V154H127ZM172 152V153H171ZM195 152V153H194ZM232 152V153H231ZM241 152V153H240ZM251 153V154H249V153ZM97 153V156L96 155H94V154H96ZM197 153V154H196ZM219 153L221 154V155H219ZM235 153V154H234ZM237 153V154H236ZM239 153V154H238ZM245 153V154H244ZM248 153V154H247ZM31 154V155H30ZM81 154H83L82 156H83V161L82 160H80V159H82V156H79V155H81ZM87 154V155H86ZM127 154V155H126ZM212 154V155H211ZM242 154V155H241ZM91 155V156H90ZM100 155H102L101 157H100ZM162 155V156H161ZM168 155V154H167ZM191 155H189L190 156V158H192L193 156H191ZM244 155V156H243ZM257 155V156H256ZM86 156H87V158H86ZM118 156H119V153H118ZM122 155H120V157H121ZM164 156V157H163ZM214 156V157H215ZM81 157V158H80ZM94 159H93V158ZM98 157V158H97ZM100 157V158H99ZM122 157V158H123ZM249 157V158H248ZM96 158H97V161L99 160V162H97L96 163V167L92 164V161H96ZM123 158V159H124ZM237 158V157H236ZM26 159V160H25ZM102 159V160H101ZM123 159L122 160H120V162L118 161L117 163H116V165H114V167H110V168H107V169H105V173H107L108 174V176H107V174H105L106 175V178H107V183L110 185V191H109V193H112V194H110V197H111V204H112V207H114L113 209V212H114V216H116V214H117V217H118V219H122V217H124V216H122L123 214H125L126 213V216H127V214H128V211H129V214H130V209L128 210V211H126L127 210V206H128V208H129V202H131L132 200V198L133 197H136V196H139L138 194H140L141 192H142V189H144L143 187H144V185H145V182L144 183H142V185H140L139 187L137 186V189L135 188V192H134V194L132 195V198L130 197V194L129 195H127V193H126V195L127 196H129L131 199H129L128 197H126V195H125V197H124V192L125 191H123V195L121 194V196H120V194L119 193H121V191H119L118 192V194H117V189L119 188V190L121 189L122 190V188H120V186L122 187L123 185H121V183L122 184H124L125 182L124 181H122V180H126V176H127V171H126V169L125 168H123L122 167V165H121V163H123ZM220 159H218L219 161H220ZM243 159H245V160H243ZM247 159V160H246ZM261 159V160H260ZM263 159V160H262ZM92 160V161H91ZM124 160H126V159H124ZM224 160V159H223ZM223 160H221V162H220V168H221V172H223L222 173V175H224L223 177H221L222 175L220 174V177L221 178H223L224 180H225V178H228L227 180H225V181H227L226 183H228V182H230L229 180H231V177H232V172H230L231 171V169L230 170H228L229 169V167L230 166H228V164L226 165V163H225V161H227V160H225V161H223ZM80 161H82V163L80 162ZM86 161H88V162H86ZM91 161V162H90ZM101 161V162H100ZM199 161V160H198ZM162 162V163H161ZM196 162V161H195ZM257 162H259V163H257ZM30 163V164H29ZM94 163V162H93ZM159 163H158V166H160L159 165ZM261 163V164H260ZM83 164H85V165H83ZM119 164V165H118ZM196 165H198L197 164V162L195 163ZM256 164V165H255ZM258 164V165H257ZM83 165V166H82ZM93 167H92V166ZM118 165V166H117ZM170 165V164H169ZM262 165V166H261ZM168 166V165H167ZM225 166H228V167H225ZM101 167V166H100ZM224 167V168H223ZM258 167H260V168H258ZM42 168V169H41ZM87 168V169H86ZM93 168V169H92ZM97 169L96 171H95V169ZM87 171H86V170ZM223 169V170H222ZM248 169V167L247 168H245V169H243L244 171L246 170V171H248L247 170ZM262 169V170H261ZM41 170V171H40ZM83 170V171H82ZM93 170V171H92ZM168 170H169V173H171V171L173 170V169H171V166L169 167L168 166ZM225 170V171H224ZM82 171V172H81ZM84 172V173H83ZM92 172V173H91ZM94 172V173H93ZM109 172V173H108ZM113 172V173H112ZM115 172V173H114ZM126 172V173H125ZM168 172V171H167ZM229 172V173H228ZM26 173V174H25ZM111 173V174H110ZM228 173V174H227ZM247 173V172H246ZM260 173V174H259ZM91 174V175H90ZM113 174V175H112ZM117 174H121V175H118L117 176ZM126 176H125V175ZM172 176L171 175H169L170 177H174V175L176 174H174V172L172 171ZM257 174V175H256ZM262 174H263V176H262ZM48 175V176H47ZM52 175H51V177H52ZM95 177H94V176ZM109 175H112V176H109ZM55 176H57L56 178H55ZM91 176V177H90ZM114 176H116V180H115V177ZM124 176H125V178H124ZM25 177V178H24ZM43 177V178H42ZM90 177V178H89ZM97 177V178H96ZM112 177H113V179H112ZM110 178H111V180H110ZM119 178V179H118ZM124 178V179H123ZM91 179H93V180H91ZM233 179H234V177H233ZM260 179V180H259ZM97 182H96V181ZM108 180L110 181V183L108 182ZM115 180V181H114ZM22 181V182H21ZM55 181V180H54ZM55 181V182H56ZM112 181V182H111ZM122 181V182H121ZM262 181V182H261ZM90 182V183H89ZM93 182V183H92ZM113 182H115V184H113ZM260 182V183H259ZM18 183V184H19ZM92 183V184H91ZM21 184H19V185H21ZM86 184H88V185H86ZM84 185H86V186H84ZM97 185V186H96ZM117 186H119L118 188H117ZM232 187H234V184H233V186ZM263 187V188H262ZM113 188V189H112ZM140 188V189H139ZM238 188H239V186H238ZM237 188V186H236V184H235V187H234V189H237V190H235L236 191V197L238 198H232L231 200H238V203L240 204L241 203V201L243 200V202L240 204V206L243 204V206H244V204H245V202H246V199L248 198V195H247V193L245 192V190L244 189H242V188H239L238 189ZM242 189V190H241ZM116 191V192H115ZM139 191H140V193H139ZM241 191V192H240ZM261 191V194L259 193ZM137 192V193H136ZM162 192H163V190L161 191V198H163L164 196H165V192H163V195H162ZM239 193V194H238ZM246 193V194H245ZM136 194V195H135ZM237 194H238V196H237ZM243 194V195H242ZM55 195H56V198H55V208L58 210V211H60L61 210V208H62V202L64 201V198H63V196H61L60 197V190L58 189V188H56L55 189ZM247 195V196H246ZM166 197V196H165ZM58 198V199H57ZM119 198V199H118ZM125 198H128V199H126L125 200ZM240 198H242L241 200H240ZM246 198V199H245ZM117 201H116V200ZM164 199H166V198H163V200ZM129 200V201H128ZM131 200V201H130ZM240 200V201H239ZM0 201L2 202V201H4V197L2 196V194H0ZM126 201V202H125ZM232 201V202H233ZM1 202H0V240L2 241V243L3 244H0V251L2 250L1 248H3V252L5 251V253H7L8 255H9V253L11 252L10 250H13V248L14 249H16V247H17V243H16V241L13 239V237H12V235L10 236V230H9V227H10V221L8 220V218H7V215H6V211H5V208H3V206H2V204H1ZM123 202V203H122ZM96 203V199L95 198H93L92 196H89L88 197V199H87V201H86V206H88V207H91V205H93V204H95ZM115 203H116V205H115ZM234 203V202H233ZM114 204V205H113ZM127 204H129V205H127ZM239 204H235L236 206H239ZM208 205V204H207ZM210 205V204H209ZM232 205H234V204H232ZM234 205V206H235ZM67 206L69 207V208H71L72 207V201L71 200H67ZM115 206H116V209H115ZM125 206V207H124ZM232 207V206H231ZM242 207V206H241ZM41 208H42V205H41V203H39V202H36V203H30L29 204V210H30V213H31V215H32V217L35 219V220H39V221H42V222H44V221H46L47 219H48V216H47V214L43 211V210H41ZM165 208V207H164ZM246 208V207H245ZM243 209V207L241 208V210L244 212V215H243V212L241 211V210H237L236 212H231V215L233 216V218L231 217V221L230 220H228V226H227V229H228V232H229V230H231L232 232H235V230H236V232L238 233V232H240L241 230H243V231H247V228H249V225H248V223L250 222L249 220H251V222H252V218L249 216L250 215V212L249 213H247V209ZM122 210V211H120V210ZM182 210H185V208L182 206ZM117 211H119V212H117ZM134 211H136V213L138 214V211H139V209H134L133 210V212ZM167 211V210H166ZM223 211V210H222ZM241 211V212H240ZM246 211V212H245ZM115 212H117V213H115ZM170 212V211H169ZM168 211H167V213H169ZM136 213H134V215L136 214ZM142 213H144V210L142 211ZM236 213V214H235ZM240 213V214H239ZM129 214H128V218L126 217V219H128V220H125V218H124V222H126V223H130L131 224V221L129 220ZM170 215H172L173 213H169ZM168 214V215H169ZM56 216H57V214H55ZM174 215V214H173ZM238 215V216H237ZM239 215H240V217H239ZM247 215V216H246ZM121 216V217H120ZM133 216V215H132ZM175 216V218H174V220L173 221H171L172 223L171 224H173L174 222H176V223H174V225H177L176 227H178L180 224H182L183 222H182V217H179L178 215H177V213L174 215ZM246 216V217H245ZM117 217H114V222L112 223V227L114 228H112L113 229V232H115V231H119V229L121 228V227H123L121 224H123L124 222L120 219V220H115V218H117ZM131 217V216H130ZM249 218V219H248ZM178 220V221H177ZM129 221V222H128ZM121 222V223H120ZM123 222V223H122ZM240 222V223H239ZM247 222V223H246ZM243 223V224H242ZM245 223V224H244ZM128 224H127V226H128ZM130 224H129V228H130ZM179 224V225H178ZM247 224V225H246ZM115 225H117L116 227H115ZM119 225L121 226V227H119ZM124 225V224H123ZM133 225V224H132ZM131 225V228H134V225L132 226ZM139 225H140V223H139ZM183 225V224H182ZM235 225V226H234ZM244 225V226H243ZM126 226V225H125ZM124 226V227H125ZM125 227L126 228V230H124L125 228H121L123 231H126V233H128V232H130L131 233V231H132V229L130 228H128V227ZM181 226V225H180ZM240 226V227H239ZM236 227V228H235ZM239 229H238V228ZM115 228H116V230H115ZM119 228V229H118ZM231 228V229H230ZM242 228V229H241ZM244 228V229H243ZM121 229H120V231H121ZM130 231H129V230ZM249 231V230H248ZM247 231V232H248ZM134 232V230L132 231V234H130V233H128V234H130L129 236V238H127V239H129V240H127V243L129 242V246L127 247V249L126 250H128L130 247H131V244L132 243H134V238H132L131 236H133V233ZM246 232V233H247ZM251 232V231H250ZM249 232V234H245V239H246V242L245 241H243L242 242V244H245L242 248H245V247H247V245L249 246V244H250V242H248L249 240L251 241L252 240V238H254V237H252L251 235L252 234H254V233H250ZM119 233H122V235H123V233L124 232H119ZM227 233V231H225V235H227L226 234ZM125 234V233H124ZM251 234V235H250ZM2 235V236H1ZM224 235V236H225ZM248 235H250L251 236V238H249V236ZM79 234H78V231H77V228H76V226H75V222L74 221H72V222H69L68 224H67V226L65 227V232L63 233V236H62V238H60L59 240H58V244L57 243H55L54 244V246H56V248H54V250L58 253H56L55 251V253H56V257H57V259L60 261V262H65L64 264H81V262H80V257L78 256V247H79V243L78 242H80L79 241ZM125 236H127V234L125 235ZM3 237V238H2ZM11 237H12V239H11ZM2 238V239H1ZM125 238V237H124ZM136 238H138V235L136 236ZM13 240V241H12ZM132 240V241H131ZM256 241H258V240H256ZM131 242V243H130ZM245 242V243H244ZM6 243V244H5ZM249 243V244H248ZM124 244H126V243H124ZM2 245V246H1ZM4 245V246H3ZM128 245V244H127ZM187 245V244H186ZM6 246V247H5ZM192 246V245H191ZM124 247H126V245L124 246L123 245V248ZM187 247H190V245H188ZM7 248L9 249V250H7ZM139 248V247H138ZM190 248H193V246L192 247H190ZM190 248H187V249H189V251L186 249V251H188V255L186 256L187 257V259L189 258V264H193V261H195V263L197 264V260H195V257H193L194 256V254L196 255V253H194V250L193 249H190ZM248 248V247H247ZM140 249V248H139ZM129 250H131V249H129ZM192 250V251H191ZM10 251V252H9ZM191 251V253H190V256H189V252ZM18 252V251H17ZM138 252H140V250L138 251ZM193 252V253H192ZM3 254V255H6V254ZM12 253V252H11ZM248 253V251H245L242 255H240L239 256V258L240 259H243L242 260V262L245 264L246 262H245V260H248L249 259V257L246 255ZM191 254H192V257H191ZM0 256V258H1V260H0V263L2 262V260L4 261L3 263L4 264H19V262L17 263V262H14V263H12V261H10V262H8L9 261V259L7 258V255L6 256ZM58 255V256H57ZM60 256V257H59ZM86 256H88V254H86ZM63 257V258H62ZM185 257V256H184ZM244 257V258H243ZM247 257V258H246ZM144 258V257H143ZM7 259V260H6ZM142 259V258H141ZM196 259H198V257H196ZM17 260H19V259H17ZM16 260V261H17ZM70 260V261H69ZM91 259L89 258L88 259V261H86V263L85 264H90L91 262ZM187 261V262H188ZM70 262V263H69ZM241 262V264H243Z\"/></svg>",
  "mask_w": 264,
  "mask_h": 264
},
{
  "label": "built area",
  "instance_id": "obj_3",
  "mask_svg": "<svg viewBox=\"0 0 264 264\" xmlns=\"http://www.w3.org/2000/svg\"><path fill=\"white\" fill-rule=\"evenodd\" d=\"M58 199V198H57Z\"/></svg>",
  "mask_w": 264,
  "mask_h": 264
}]
</instances>
